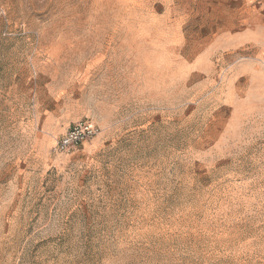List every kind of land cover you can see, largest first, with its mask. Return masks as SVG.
<instances>
[{
  "label": "rangeland",
  "instance_id": "374dc122",
  "mask_svg": "<svg viewBox=\"0 0 264 264\" xmlns=\"http://www.w3.org/2000/svg\"><path fill=\"white\" fill-rule=\"evenodd\" d=\"M254 11L0 0V264H264V82L203 56Z\"/></svg>",
  "mask_w": 264,
  "mask_h": 264
},
{
  "label": "crops",
  "instance_id": "0c3cea01",
  "mask_svg": "<svg viewBox=\"0 0 264 264\" xmlns=\"http://www.w3.org/2000/svg\"><path fill=\"white\" fill-rule=\"evenodd\" d=\"M261 13L254 11L245 28L233 34L218 35L203 50V56L210 64L219 57L222 76L229 77L230 82L240 77L248 78L249 83L264 82V23Z\"/></svg>",
  "mask_w": 264,
  "mask_h": 264
},
{
  "label": "built area",
  "instance_id": "2783aa9c",
  "mask_svg": "<svg viewBox=\"0 0 264 264\" xmlns=\"http://www.w3.org/2000/svg\"><path fill=\"white\" fill-rule=\"evenodd\" d=\"M97 124L88 119H80L73 122L66 131L58 138L53 147L56 153H71L79 150L83 144L90 141L98 133Z\"/></svg>",
  "mask_w": 264,
  "mask_h": 264
}]
</instances>
